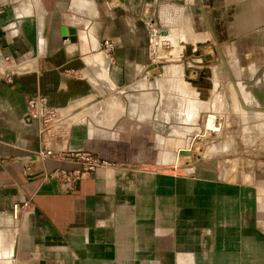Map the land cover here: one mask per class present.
Masks as SVG:
<instances>
[{
  "label": "crops",
  "instance_id": "1",
  "mask_svg": "<svg viewBox=\"0 0 264 264\" xmlns=\"http://www.w3.org/2000/svg\"><path fill=\"white\" fill-rule=\"evenodd\" d=\"M147 23L178 42L150 75ZM25 52L30 69L0 82V264H264V179L161 166L171 145L158 133L220 130L224 105L264 110V0H0V54ZM34 91L58 108L62 135L38 137ZM39 147L66 154L39 159ZM76 150L109 164L64 181Z\"/></svg>",
  "mask_w": 264,
  "mask_h": 264
},
{
  "label": "rangeland",
  "instance_id": "2",
  "mask_svg": "<svg viewBox=\"0 0 264 264\" xmlns=\"http://www.w3.org/2000/svg\"><path fill=\"white\" fill-rule=\"evenodd\" d=\"M166 37L169 39L168 36ZM169 42L172 45L171 48L169 46V52H174L178 42L172 39H169ZM182 45L187 44L184 42ZM198 46L193 44L190 49L196 48L198 54L190 53L191 55H200ZM167 49H164V53ZM182 55L177 53L176 57L185 56ZM195 69L197 70V68H192L190 71L194 72ZM142 71H146L145 74H151V70L145 67ZM226 106L228 105H224V109L218 110L217 113L219 115L216 119L221 122L220 130L217 126L200 128L201 126H179L177 123L169 126L160 124L159 139L169 141L168 145L171 146L166 149L160 148V155L167 156V159L165 163L160 162L159 165H169L178 169L204 162L209 163L217 169L218 173L228 179L258 183L264 179V110L246 103L239 105L238 110L234 111L228 110ZM163 112L168 116V120L173 118V111L163 108L159 115H163ZM201 133L206 143H200ZM159 145L161 146V143ZM179 145L182 146L183 151L187 148L196 152L201 150L202 155L190 156L186 153L188 150L186 152L175 151V147ZM201 146H204V150Z\"/></svg>",
  "mask_w": 264,
  "mask_h": 264
},
{
  "label": "built area",
  "instance_id": "3",
  "mask_svg": "<svg viewBox=\"0 0 264 264\" xmlns=\"http://www.w3.org/2000/svg\"><path fill=\"white\" fill-rule=\"evenodd\" d=\"M100 45L103 52L108 56L114 49L113 42L108 38L102 39ZM145 45L147 61L142 64V68L145 67V69L159 63L167 55L168 49H170L169 39L162 33V30L158 26L152 23H147L145 26ZM165 48H168L166 53H164ZM31 58L32 56L26 52L21 53L18 57H13L9 54H0V82H10L14 74L29 70ZM26 116L28 119L36 122L37 135L40 139L59 136L65 132L64 118L60 115L58 108L48 105L45 95L39 91H34L27 96ZM62 154L66 153L62 150L52 151L45 147H39L35 151V155L39 159H43L47 155L58 156ZM67 154L75 156L79 162V166L69 171H60L58 175L64 181L75 180L96 167L109 164L108 161L96 158L86 151L76 150ZM28 206V198L19 202H13L10 206L12 218H18L20 213L27 209Z\"/></svg>",
  "mask_w": 264,
  "mask_h": 264
},
{
  "label": "water",
  "instance_id": "4",
  "mask_svg": "<svg viewBox=\"0 0 264 264\" xmlns=\"http://www.w3.org/2000/svg\"><path fill=\"white\" fill-rule=\"evenodd\" d=\"M66 31L69 32L70 34L73 32L72 28H64L63 26L60 27V33L62 35H64V33ZM31 35L34 37V28H33V30H31ZM72 38L73 37L71 36V39ZM199 44H200V42H195V45H199ZM190 53L197 55L198 54V50L196 48L190 49V48H188V45H185V50H184L183 54L188 55ZM38 264H44L43 260H39Z\"/></svg>",
  "mask_w": 264,
  "mask_h": 264
},
{
  "label": "bare ground",
  "instance_id": "5",
  "mask_svg": "<svg viewBox=\"0 0 264 264\" xmlns=\"http://www.w3.org/2000/svg\"><path fill=\"white\" fill-rule=\"evenodd\" d=\"M200 143H206L205 140H204V138H201V137H200ZM186 150H188V151L186 152ZM181 151H183V150H181ZM183 152H186V153H187L188 155H190V156H192V155H193V156H196V155H197V154L192 153V151H191L190 149H188V148L185 149Z\"/></svg>",
  "mask_w": 264,
  "mask_h": 264
}]
</instances>
